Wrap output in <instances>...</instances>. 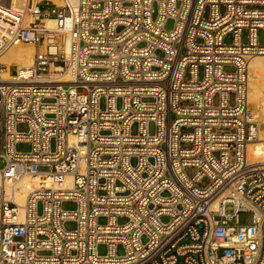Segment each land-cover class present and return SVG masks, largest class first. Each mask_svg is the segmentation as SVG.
<instances>
[{"label":"built area","instance_id":"built-area-1","mask_svg":"<svg viewBox=\"0 0 264 264\" xmlns=\"http://www.w3.org/2000/svg\"><path fill=\"white\" fill-rule=\"evenodd\" d=\"M260 31L264 0H0V56L45 48L0 64V264H264Z\"/></svg>","mask_w":264,"mask_h":264},{"label":"bare ground","instance_id":"bare-ground-1","mask_svg":"<svg viewBox=\"0 0 264 264\" xmlns=\"http://www.w3.org/2000/svg\"><path fill=\"white\" fill-rule=\"evenodd\" d=\"M67 1L75 3L77 0ZM46 24L49 28L54 27V21L52 19H48ZM41 47L35 50L33 46L23 47L19 46V44L14 45L0 56V64L9 67V65L13 63L17 65L20 70L28 68L32 65L35 55L42 54L45 51V48L43 46ZM260 56L262 55L252 56L248 60V68L250 65L252 70L249 99L259 106L262 120V125L260 126V120L258 119V138L248 145L249 158L254 161L264 160V102L262 97V91H264V57ZM64 78L65 77H63L62 80ZM258 114L256 113V115ZM31 181V179L23 178L14 186L9 187V191L12 190L13 192L14 200L20 206L23 204L26 194L33 188L34 182Z\"/></svg>","mask_w":264,"mask_h":264},{"label":"rangeland","instance_id":"rangeland-1","mask_svg":"<svg viewBox=\"0 0 264 264\" xmlns=\"http://www.w3.org/2000/svg\"><path fill=\"white\" fill-rule=\"evenodd\" d=\"M58 4H61L62 3V0H52ZM172 26V21L169 20L166 24V27L167 28H170ZM224 41L226 43H230L231 41V36L230 35H227L225 38H224ZM259 42L260 43H263L264 42V38H263V31H260V34H259ZM19 46H23V47H28V46H33L32 44H19ZM34 47V46H33ZM35 48V47H34ZM39 47H36L35 49L37 50ZM42 48V47H41ZM40 48V49H41ZM257 56V55H255ZM260 57H264V56H260ZM227 70L231 71L232 70V67H226ZM12 72H14V68L12 69ZM248 74H249V80H248V88H247V99H248V104L249 106L252 108V110L254 111L255 115L256 113L258 115H256L257 119H259L258 121L260 122V126L262 125V120H261V112H260V108L257 104H255L254 102L250 101L249 99V95H250V82H251V77H252V70L250 68V65H249V68H248ZM263 94H262V97H263V102H264V91H262ZM214 102L216 103L217 102V99L214 100ZM260 116V117H259ZM21 129L24 128V126H20ZM150 131L153 132V126L150 125ZM29 147L27 144H24V143H20V144H17V149L19 150H27ZM188 173H191L192 170L191 169H188L187 170ZM206 182V180H204V183ZM63 207L64 208H67V209H72L74 207V204L72 202H65L63 204ZM232 204L231 203H227L225 205V212L226 213H231L232 212ZM100 222L103 223L104 222V219L101 218L100 219ZM251 222V214L250 213H244V212H241L238 214V223L239 224H249ZM74 224L73 222H67L66 223V227L67 228H73ZM104 251V247L103 246H100V252H103ZM119 252H121V250L119 249Z\"/></svg>","mask_w":264,"mask_h":264},{"label":"crops","instance_id":"crops-1","mask_svg":"<svg viewBox=\"0 0 264 264\" xmlns=\"http://www.w3.org/2000/svg\"><path fill=\"white\" fill-rule=\"evenodd\" d=\"M36 50V49H35Z\"/></svg>","mask_w":264,"mask_h":264}]
</instances>
